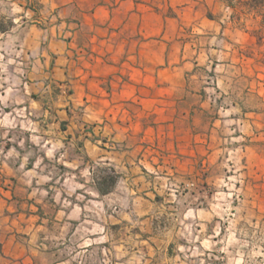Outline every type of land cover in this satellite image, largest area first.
Masks as SVG:
<instances>
[{
    "label": "rangeland",
    "instance_id": "rangeland-1",
    "mask_svg": "<svg viewBox=\"0 0 264 264\" xmlns=\"http://www.w3.org/2000/svg\"><path fill=\"white\" fill-rule=\"evenodd\" d=\"M221 1L181 16L177 125L154 128L131 169L82 165L104 194L85 211L84 244L103 249L92 264H264V0ZM30 21L0 19V148L18 145L25 165L53 150L51 137L84 133L67 89H31L14 46Z\"/></svg>",
    "mask_w": 264,
    "mask_h": 264
},
{
    "label": "crops",
    "instance_id": "crops-1",
    "mask_svg": "<svg viewBox=\"0 0 264 264\" xmlns=\"http://www.w3.org/2000/svg\"><path fill=\"white\" fill-rule=\"evenodd\" d=\"M221 2L0 0V19H31L19 27L14 44L32 65L31 89H67L70 111L79 112L70 124L84 132L51 137L53 150L26 165L18 145L0 148V264L103 261V249L84 242L88 195L104 194L82 180V165L106 161L131 169L151 136L160 135L154 128L177 125V93L185 75L175 65L185 60L176 51L181 16L198 13L202 3ZM74 142L72 149L62 146ZM40 156L48 158L47 169Z\"/></svg>",
    "mask_w": 264,
    "mask_h": 264
},
{
    "label": "trees",
    "instance_id": "trees-1",
    "mask_svg": "<svg viewBox=\"0 0 264 264\" xmlns=\"http://www.w3.org/2000/svg\"><path fill=\"white\" fill-rule=\"evenodd\" d=\"M107 191H108V189L103 190V192H105V193H106Z\"/></svg>",
    "mask_w": 264,
    "mask_h": 264
}]
</instances>
